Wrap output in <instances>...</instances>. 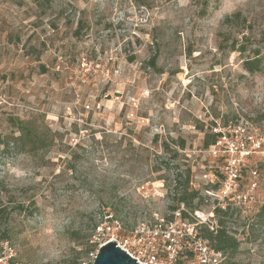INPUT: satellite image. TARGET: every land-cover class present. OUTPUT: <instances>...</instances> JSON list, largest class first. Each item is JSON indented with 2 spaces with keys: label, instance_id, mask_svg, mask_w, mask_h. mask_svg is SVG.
<instances>
[{
  "label": "rangeland",
  "instance_id": "1",
  "mask_svg": "<svg viewBox=\"0 0 264 264\" xmlns=\"http://www.w3.org/2000/svg\"><path fill=\"white\" fill-rule=\"evenodd\" d=\"M237 12L245 23L225 25ZM244 36L264 39V0H0V249L15 264L79 262L108 212L127 228L173 219L189 169L205 199L181 213H200V233L230 206L240 252L223 264H264V143L238 181L251 199L206 191L226 167L207 136L233 124L264 139V73L220 48ZM24 130L41 143L23 148ZM180 139L179 155L164 150Z\"/></svg>",
  "mask_w": 264,
  "mask_h": 264
},
{
  "label": "built area",
  "instance_id": "2",
  "mask_svg": "<svg viewBox=\"0 0 264 264\" xmlns=\"http://www.w3.org/2000/svg\"><path fill=\"white\" fill-rule=\"evenodd\" d=\"M223 129L219 127L214 130L220 137L210 147L214 149V154L219 152L225 158L226 167L221 172L223 181L213 193L206 191L219 205L227 202L241 204L242 200L246 202L251 198L238 193V181L246 169V161L252 155L261 153L264 139L258 142L239 125L231 124ZM254 175L257 173L254 172ZM255 187L256 183H253L251 190ZM195 213L196 216L189 214L195 220L192 222L182 217L181 210L173 212V219L154 214L153 223H141L134 228H127L120 221L110 219L97 228L90 242L93 249L79 264H95L100 249L109 242H115L139 264H223L225 255L200 236L196 222L201 219L200 213ZM7 247L8 243L3 247L0 264H8L14 257L13 253L7 252Z\"/></svg>",
  "mask_w": 264,
  "mask_h": 264
},
{
  "label": "trees",
  "instance_id": "3",
  "mask_svg": "<svg viewBox=\"0 0 264 264\" xmlns=\"http://www.w3.org/2000/svg\"><path fill=\"white\" fill-rule=\"evenodd\" d=\"M39 1V0H37ZM205 14V13H204ZM203 14V15H204ZM242 14L240 12L235 13L234 15L227 17L225 20V25L233 26L235 23H239L241 20ZM243 23H245V20H241ZM257 41L254 39H248L246 36H244L243 41L237 46V42L233 41L230 46H225L224 44H221L220 48L222 50H229V52H239L241 55H247L244 58L243 61V68L246 72L250 74H261L264 73V39L259 42H252ZM35 135L31 132L23 131L22 135L18 138L19 144L21 143V146L25 148L28 143L32 142L34 144V147H37L39 145L40 139L35 138ZM220 137V134L214 133L211 134L210 139H207L204 141V148L208 149L212 146H214ZM131 145H133L132 141H130ZM176 147L178 148H172L169 144L164 143V150L167 153H173L174 155H179V149L184 151L186 150V141L183 139H180L179 141L175 142ZM134 147V146H133ZM139 148L148 150L149 148H146V146H140ZM34 150H30V152H33ZM178 170L180 168H177ZM215 190L219 189V186H214ZM173 191H174V200L176 201L175 206H171L170 210L173 212H176L181 209L182 206L191 209L192 211H195L204 201V197L201 195V192L199 190L193 189L192 187V181L190 176V170H185L184 174H177V176L173 179ZM195 200H199L198 204L194 205ZM113 210V209H112ZM230 206L222 208L218 206L215 209L214 214L218 216V225L216 229L211 230L207 226H203L200 230V236L207 240L210 245L216 250L222 252L228 261H233L237 255L240 252V243L238 242L237 238L232 236L228 230H227V221L231 218L232 213ZM105 215L104 219L100 222V224L96 225L94 228L97 230V228L103 224L106 221L112 220H118L115 219L112 214ZM0 216H2V211L0 210ZM3 217V216H2ZM182 217L184 219L189 218V216L185 213L183 210ZM261 220L260 226L264 229V206H261V209L258 212V216ZM119 221V220H118ZM92 235L87 237V248L85 249V256H87L91 250L93 249V246L91 245ZM3 240L8 239V236H4L2 238ZM1 250V249H0ZM2 252V250H1ZM84 258V257H83ZM82 258V259H83ZM80 259L79 262L82 260ZM79 262H75L74 264H79ZM11 264H15L16 262L11 259Z\"/></svg>",
  "mask_w": 264,
  "mask_h": 264
},
{
  "label": "water",
  "instance_id": "4",
  "mask_svg": "<svg viewBox=\"0 0 264 264\" xmlns=\"http://www.w3.org/2000/svg\"><path fill=\"white\" fill-rule=\"evenodd\" d=\"M95 264H139L115 242L105 244L95 260Z\"/></svg>",
  "mask_w": 264,
  "mask_h": 264
},
{
  "label": "clouds",
  "instance_id": "5",
  "mask_svg": "<svg viewBox=\"0 0 264 264\" xmlns=\"http://www.w3.org/2000/svg\"><path fill=\"white\" fill-rule=\"evenodd\" d=\"M232 9L234 10V5L232 6Z\"/></svg>",
  "mask_w": 264,
  "mask_h": 264
}]
</instances>
